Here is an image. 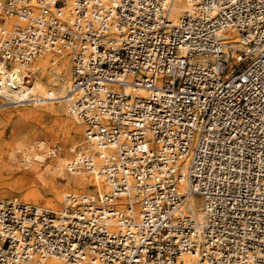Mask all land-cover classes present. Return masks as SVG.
I'll list each match as a JSON object with an SVG mask.
<instances>
[{
    "label": "built area",
    "instance_id": "2783aa9c",
    "mask_svg": "<svg viewBox=\"0 0 264 264\" xmlns=\"http://www.w3.org/2000/svg\"><path fill=\"white\" fill-rule=\"evenodd\" d=\"M45 53L84 127L67 170L110 190L0 199V264H264V0H0V97L59 99Z\"/></svg>",
    "mask_w": 264,
    "mask_h": 264
},
{
    "label": "bare ground",
    "instance_id": "6f19581e",
    "mask_svg": "<svg viewBox=\"0 0 264 264\" xmlns=\"http://www.w3.org/2000/svg\"><path fill=\"white\" fill-rule=\"evenodd\" d=\"M66 62L63 60L58 59V57H55L51 53H45L36 59H34L31 64L29 65V69L32 71L31 78H32V92L36 95L41 96H47L49 94H53L56 96L55 100H48L44 102H38V103H20L15 105L17 106H24V105H37V104H43L48 103L51 104L50 106H46L44 108H37V109H30V110H23L25 114L31 118L32 120L38 121L36 125H42V119L45 118V116L49 117H57L60 119L62 123V132L64 133L63 142L65 146L67 147V155L69 156V152L71 148L73 147V142L79 137L82 133L81 128L75 123L74 120L76 118L72 116L68 110H67V97L70 94V91L72 89V79L71 75L66 72ZM18 70V67H17ZM148 90L141 89L139 91V94L141 95H148ZM6 104H10V102L5 101L3 98L0 97V107H3ZM67 115L68 117L71 116L74 118L67 119L63 115ZM77 121V120H76ZM78 123V122H77ZM41 131L54 134L55 130L53 127H47L42 126ZM39 134L38 130L30 128L26 131H22L19 133L18 137L14 140L12 150H13V161H16L17 158L15 154H17L18 151L23 152L24 154V166L25 169L28 171L25 173V176H28L29 174H32L34 172L33 170V164H31L32 159L43 161L44 157L43 155H40L35 151L34 149H43L45 150V142L40 141L36 145L33 146H26L28 144H31L29 141L33 137H37ZM35 152H33L32 150ZM47 150V149H46ZM40 151V150H39ZM33 152V153H32ZM48 154H54L56 157V160L54 161L52 165V172L47 171L46 174L50 175L51 185L49 187V199L42 203L40 199L34 198L28 195L35 194V190L29 192L28 194L22 195V197L27 200V202L44 206L46 208L52 209V210H59L61 203H63V198L66 193H68L66 190H72L74 193H88V194H95L98 192L102 193H108L109 192V186L107 183L100 178H97L91 174L88 173H71L67 170V164L70 160V158L67 159V157L62 158L61 149H49ZM57 153V154H56ZM32 155V156H31ZM34 161V160H33ZM60 177V179L65 180V186H61L60 182L56 183L55 178ZM29 179L26 177L18 178L14 181L13 184L17 186V188H21ZM45 190V189H44ZM46 193L48 191H45ZM201 199L202 197L200 195H197L195 193H191L189 196V206L192 207L195 211L198 213H201L203 208V199L202 204L198 202V197ZM1 198H6V193H0ZM15 198V197H13ZM24 200V201H25ZM189 263V262H188ZM43 264H65L63 261L59 260L56 257H51L46 259Z\"/></svg>",
    "mask_w": 264,
    "mask_h": 264
},
{
    "label": "rangeland",
    "instance_id": "374dc122",
    "mask_svg": "<svg viewBox=\"0 0 264 264\" xmlns=\"http://www.w3.org/2000/svg\"><path fill=\"white\" fill-rule=\"evenodd\" d=\"M52 104V103H51ZM51 104L43 103L37 105H24L14 107L16 104H6L3 107H0V193H6V198L0 199H11L13 197L20 198L25 200L22 195L28 194L31 191H36L35 194H31L28 196L36 197L41 200L42 203H45L49 197V187L51 185V178L49 174H46L47 171L52 172V165L56 160L54 154H48L49 149H61L62 158H71V150L69 152V156L67 155V147L63 142L64 133L62 132V123L57 117H49L45 116L42 119V125H36L39 123L38 121L32 120L29 118L23 110L44 108L46 106H50ZM67 119H73L71 116L63 115ZM75 123L81 128V135L77 137V139L73 142V146L82 142L84 139V127L77 123ZM53 127L55 130L54 134H50L44 131H41L42 126ZM30 128L38 130L39 134L37 137L31 138L29 141L31 144L28 146H33L39 143L40 141L45 142V150L34 149L40 155H43L44 160H36L32 159L31 164H33L34 172L25 176L28 171L24 166V154L21 151H18L15 154L17 160L13 161V142L18 137L19 133L22 131L29 130ZM47 149V150H46ZM30 150H32L30 148ZM32 150L33 152H35ZM40 150V151H39ZM32 152V153H33ZM57 154V153H56ZM32 156V155H31ZM34 160V161H33ZM21 177H27L29 181H27L21 188H17L14 181ZM56 183L60 182L61 186H65V180L60 179V177L55 178ZM45 189V190H44ZM45 191H48L47 193ZM67 192H73L72 190H66ZM198 197V202L202 204V199ZM27 201V200H25ZM63 206L61 203L60 208ZM44 207V206H43ZM66 264V263H65Z\"/></svg>",
    "mask_w": 264,
    "mask_h": 264
}]
</instances>
